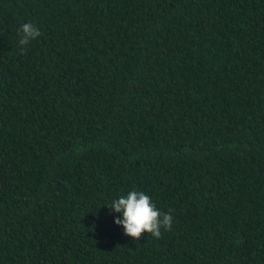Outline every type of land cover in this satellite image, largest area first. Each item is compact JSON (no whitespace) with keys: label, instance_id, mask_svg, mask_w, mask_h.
Wrapping results in <instances>:
<instances>
[{"label":"trees","instance_id":"obj_1","mask_svg":"<svg viewBox=\"0 0 264 264\" xmlns=\"http://www.w3.org/2000/svg\"><path fill=\"white\" fill-rule=\"evenodd\" d=\"M0 264H264V0H0Z\"/></svg>","mask_w":264,"mask_h":264},{"label":"clouds","instance_id":"obj_2","mask_svg":"<svg viewBox=\"0 0 264 264\" xmlns=\"http://www.w3.org/2000/svg\"><path fill=\"white\" fill-rule=\"evenodd\" d=\"M18 34L20 46L28 45L31 40L41 35L38 28L31 22L22 24ZM20 51L23 53L24 48L21 47ZM107 205L112 212L122 214L115 218L114 223L123 227L124 235L135 240H139L142 233L151 234L159 239L162 228L171 230L173 217L157 210L151 198L143 191H129L126 196H120Z\"/></svg>","mask_w":264,"mask_h":264}]
</instances>
